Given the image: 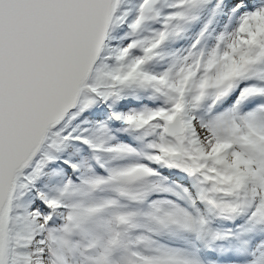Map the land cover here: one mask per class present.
Segmentation results:
<instances>
[{"label": "snow or ice", "instance_id": "6c2138e0", "mask_svg": "<svg viewBox=\"0 0 264 264\" xmlns=\"http://www.w3.org/2000/svg\"><path fill=\"white\" fill-rule=\"evenodd\" d=\"M0 264H264V0H0Z\"/></svg>", "mask_w": 264, "mask_h": 264}]
</instances>
